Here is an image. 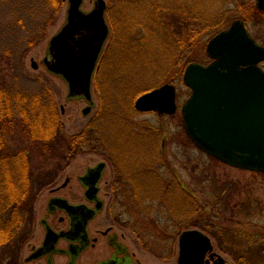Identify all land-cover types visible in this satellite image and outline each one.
<instances>
[{
	"label": "rangeland",
	"instance_id": "obj_1",
	"mask_svg": "<svg viewBox=\"0 0 264 264\" xmlns=\"http://www.w3.org/2000/svg\"><path fill=\"white\" fill-rule=\"evenodd\" d=\"M94 1L84 0L82 9H92ZM104 1L109 34L96 65L90 113L82 112L87 104L84 99H67L66 82L43 64L49 39L66 20L67 0H0V87L27 97L44 93L53 99L69 136L86 131L84 138L90 144L58 173L59 183L64 176L100 161L106 162L105 178L116 169L123 188L118 206L131 217V224L137 221L142 239L155 247L157 263L168 245L174 259L178 256L182 231L198 229L211 238L212 252L227 264H236L234 254L244 251L248 243L238 237L232 243L218 241L200 223L205 218L237 232L264 235V173L229 167L203 153L187 137L180 108L190 89L182 73L191 62H208V40L242 16L241 4L255 0ZM253 6L254 22L249 28L264 45V14ZM164 84L176 88L174 114L136 110L138 97ZM10 106L15 111L20 108L19 104ZM133 188L137 195L131 200ZM47 189L39 194L35 213L42 212ZM188 195L201 214L192 213L185 201ZM138 197H143L142 202ZM220 201L229 205L222 219L212 213ZM206 259L212 263L216 256Z\"/></svg>",
	"mask_w": 264,
	"mask_h": 264
},
{
	"label": "water",
	"instance_id": "obj_2",
	"mask_svg": "<svg viewBox=\"0 0 264 264\" xmlns=\"http://www.w3.org/2000/svg\"><path fill=\"white\" fill-rule=\"evenodd\" d=\"M264 10V0H255ZM84 0H67L66 20L48 41L43 64L48 72L67 84V99H84L82 112L94 107L93 73L109 34L105 19L106 2L95 0L92 9L83 10ZM207 64L191 62L182 73L190 94L181 106L184 131L206 155L240 170L264 173V45L251 36L241 20L219 31L206 44ZM37 68L35 61L31 62ZM140 112L176 111L172 84L153 89L134 103ZM104 163L90 167L95 183ZM96 191V188L94 189ZM177 264H227L212 252L211 238L198 229L179 235ZM209 253V254H208Z\"/></svg>",
	"mask_w": 264,
	"mask_h": 264
},
{
	"label": "trees",
	"instance_id": "obj_3",
	"mask_svg": "<svg viewBox=\"0 0 264 264\" xmlns=\"http://www.w3.org/2000/svg\"><path fill=\"white\" fill-rule=\"evenodd\" d=\"M10 104H19L20 108L15 111ZM84 133L69 136L53 99L44 93L27 97L23 92L0 87V264H17L31 235L34 204L39 194L53 183L76 153L84 152L90 144ZM188 196L185 201L191 204L192 213L201 214L202 209ZM139 199L142 202L143 197ZM167 207L171 212L169 204ZM228 208V204L220 201L212 213L222 219ZM205 220L200 227L218 241L221 238L222 242L232 243L238 237L248 243L244 251L234 254L236 264H264L262 233H241ZM208 223L219 232L211 231Z\"/></svg>",
	"mask_w": 264,
	"mask_h": 264
},
{
	"label": "flooded vegetation",
	"instance_id": "obj_4",
	"mask_svg": "<svg viewBox=\"0 0 264 264\" xmlns=\"http://www.w3.org/2000/svg\"><path fill=\"white\" fill-rule=\"evenodd\" d=\"M253 4L254 10L264 14L256 1L241 4L242 16L227 27L241 20L255 39L249 28L254 22L250 8ZM100 162L105 165L95 183L94 172L88 173V169ZM100 162L86 166L78 174L64 176L61 183L58 181L61 176H56L48 186L42 212L34 214L31 235L17 264H177L178 256L174 259L169 245V252L166 250L160 257L161 263L156 262L155 247L142 239L137 221L131 224V217L118 206L123 200V188L116 175L119 172L110 170L105 178L106 162ZM135 189L131 200L137 195ZM214 261L209 260L208 264Z\"/></svg>",
	"mask_w": 264,
	"mask_h": 264
}]
</instances>
